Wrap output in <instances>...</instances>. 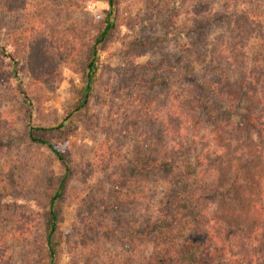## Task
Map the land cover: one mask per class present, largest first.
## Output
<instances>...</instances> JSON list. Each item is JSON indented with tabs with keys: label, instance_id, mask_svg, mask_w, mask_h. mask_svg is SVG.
<instances>
[{
	"label": "rangeland",
	"instance_id": "374dc122",
	"mask_svg": "<svg viewBox=\"0 0 264 264\" xmlns=\"http://www.w3.org/2000/svg\"><path fill=\"white\" fill-rule=\"evenodd\" d=\"M108 10L106 0H18L10 14H0V45L17 41L31 27H45L55 28L71 46L57 50L49 71L43 74L48 83L36 82L44 88L34 94L35 118L44 126L68 123L64 119L82 85L87 48L104 27ZM241 10L261 22L262 31L247 44L240 64L223 66L226 85L214 90L208 106L225 122L219 123L217 117L215 124L226 128L230 159L244 162L234 152L262 142L258 131L238 127L252 114L258 127L264 124V0L115 1L114 28L99 47L100 66L90 104L84 113L73 116V129L50 135L76 169L56 233L59 253L55 264H147L151 249L140 228L162 197L153 175H146L144 181L139 169L145 154L149 156L145 145L150 142L158 141L162 151L169 150L171 140L182 143L181 151L192 163L197 154L208 152L210 163L203 164L200 176L210 182L212 175L205 169L212 162L219 165L215 154L221 150L213 142L214 127L203 117L199 126L191 128L178 120L176 111L181 109L184 119L189 108L184 101L191 90L184 70L189 55H208L220 37L229 41L225 17ZM199 68L192 69L195 78ZM134 74L138 78L135 88L127 89L126 97L116 95L121 83L132 85ZM243 92L246 98L240 97ZM191 110L196 112L192 117L200 116L195 105ZM151 113L152 119H145ZM26 121L15 85L0 86L1 251L9 264H44L41 214L62 169L45 147L28 141ZM179 124L180 131L184 129L181 138L173 130ZM104 141L115 145L121 157L119 167L106 174L92 169ZM220 182L229 185V177ZM115 190L119 194L113 195ZM219 199L214 195L210 202L216 206ZM12 226L22 231L16 233Z\"/></svg>",
	"mask_w": 264,
	"mask_h": 264
},
{
	"label": "trees",
	"instance_id": "16d2710c",
	"mask_svg": "<svg viewBox=\"0 0 264 264\" xmlns=\"http://www.w3.org/2000/svg\"><path fill=\"white\" fill-rule=\"evenodd\" d=\"M106 1L109 10L104 19V27L87 48L80 76L82 85L77 91L72 108L65 116L64 120L68 119L65 125L46 127L38 122L35 118L37 103L34 94L39 95L44 88L37 86L36 82L40 84L44 81V85L48 83L46 79L43 80V74L49 71L50 65L58 55L57 50L66 51L70 49V44L59 37L55 28L31 27L25 30L22 38L17 41L11 44L8 41L0 45V86L10 83L15 85L27 114L25 134L28 141L45 147L62 169L60 179L50 188L41 214L44 264L56 263L59 253L56 233L63 221V206L67 200L68 187L76 177L73 160L54 145L50 135L57 131L61 132L59 135H63L64 130L73 129V116L84 113L90 104L100 66L99 47L114 28L111 17L115 13L116 0ZM17 5L18 0H0V14H10ZM225 19L229 41L226 42L220 37L208 55L198 56L196 53L189 55L184 69L188 73L187 82L191 87L190 92L184 96V101L189 106L184 114L185 121L181 116V109L176 111L179 113L178 120L182 124H189L191 128L199 126L203 117L212 123L213 142L221 148L219 155L213 153L219 165L215 166L216 164L212 162L211 166L205 169L210 170L212 175L208 182L200 176L203 164L210 163L208 152L197 154L195 163H192L189 157H185L187 153L181 151L182 143L171 140L169 150L165 151L157 146L158 141L150 142L152 147L145 145L149 156L145 154L139 167L142 177L146 181V175L151 173L155 184L162 188V197L150 211L149 219L143 221L142 226L140 223V233L146 238L151 249L147 264H264V124L258 127L254 114L246 122L240 123L239 130L258 131L262 142L255 148L236 150L235 157L244 158V162H239L234 158L230 159V155L227 154L230 148L224 138L226 128L215 124L217 117L219 123L225 122L221 121L217 112L208 106V99L214 90L226 85L227 78L223 66L238 65L242 62L247 44L255 36L260 35L262 24L246 10L235 11ZM195 65L200 67L196 78L193 76L194 70L192 72ZM137 82V75L134 74L131 86L121 83L126 92L121 85L114 93L126 97L127 89H134ZM35 87L37 89H34ZM240 97L246 98L247 93L243 92ZM193 105L197 107L200 118L191 116L196 113L191 110ZM145 119H152V113ZM226 121L230 122L228 119ZM182 124L174 126L173 129L179 133L180 138L184 131L183 128L180 131ZM193 137L195 138V136L189 138L194 140ZM249 150L252 151L246 152ZM120 161V153L115 145L104 141L95 154L92 169L97 173L106 174L117 169ZM226 175L229 177V185L220 182ZM117 188L122 191L121 188ZM117 193L119 194L115 190L113 195ZM214 195L220 198L216 206L210 202ZM2 208L0 206V212ZM88 210L91 211L90 208ZM12 229L16 233L22 231L20 226L15 228L12 226ZM1 250L4 248L0 246V264H9L8 256Z\"/></svg>",
	"mask_w": 264,
	"mask_h": 264
}]
</instances>
